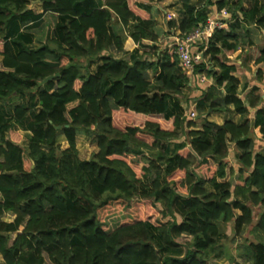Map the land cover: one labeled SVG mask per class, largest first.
<instances>
[{"label": "trees", "instance_id": "16d2710c", "mask_svg": "<svg viewBox=\"0 0 264 264\" xmlns=\"http://www.w3.org/2000/svg\"><path fill=\"white\" fill-rule=\"evenodd\" d=\"M34 1L42 13L29 9ZM155 1L0 0V217L14 216L0 219L4 264H209L229 237L219 223L233 224L234 242L253 226L257 240L239 245L238 256L264 264L263 98L252 93L246 104L231 73L238 67L221 58L248 42L264 85V45L242 27L264 4L179 0L183 18L169 26L182 37L208 19L209 6L235 18L204 52L211 63L194 67L193 78L214 82L198 102L213 112L253 109L242 124L205 120L194 129L178 98L192 79L176 47L156 45L157 21L142 7ZM48 13L56 18L50 37L35 47V26ZM132 22V39L140 47L152 41L154 59L119 56L126 39L117 27ZM179 128L190 146L171 156ZM81 134L97 140L89 159L79 156ZM232 143L238 166L229 160ZM249 204L263 208L255 225Z\"/></svg>", "mask_w": 264, "mask_h": 264}, {"label": "crops", "instance_id": "0c3cea01", "mask_svg": "<svg viewBox=\"0 0 264 264\" xmlns=\"http://www.w3.org/2000/svg\"><path fill=\"white\" fill-rule=\"evenodd\" d=\"M230 3L235 2L236 0H229ZM199 3V0H193L192 5L197 6ZM36 5L35 7H32L30 5L29 9H38L36 10L37 13H41L42 10L44 9L42 6V3L40 1H34L32 2V5ZM255 4V0H252L251 2H247L245 5L248 8L253 7ZM264 0H259V5H263ZM181 4L179 3V0H161V2H153L150 4H144L142 5L143 8L149 11V14L151 17L157 21V26H156V32L160 35L159 41L156 43L157 46L159 45V42H161L162 36H164V33L170 32L169 38H171L174 35H180V31L177 27L175 28H170L169 22L170 21H176L177 23H180L182 18H183V13L181 10ZM209 9L212 12H216L218 9L215 5L209 6ZM229 16L226 18L228 19V25L225 28H229L230 25L234 22L235 18L232 16V13L229 11ZM163 24V25H162ZM242 27L243 31L249 32L250 38L252 39L253 42L256 44H260L259 38H263V32H264V12H260L258 16L256 17L255 21L252 23H247V22H242ZM118 31H120L122 28L121 25H118L117 27ZM129 29V30H128ZM128 29H125V33L129 35L128 38V45L130 46L129 48L126 47V50L129 51H136L135 49H139L140 53H143L142 47H140L138 44L134 42V40L131 37V34L134 30V24L133 22L130 24ZM263 31V32H262ZM121 33V32H120ZM35 44V43H34ZM149 44H151L150 48L153 49L154 44L150 40H144L143 45L144 47H147ZM168 46L171 47V43H168ZM198 46V45H197ZM169 48V47H168ZM165 49V48H164ZM251 49V46L249 45L248 42L243 41L241 42L238 50L234 54H227L225 51L222 55L221 58L228 63L229 65L233 66L235 65L238 67L237 71L231 72L234 76L239 77L241 80V84L239 87V96L242 97L246 104H248V98L250 95L253 93L256 95H260L263 98V106H264V85L263 82L259 79L258 77V68L255 66V60L254 58L250 55L249 50ZM154 50V49H153ZM162 51L163 48H160ZM138 51V50H137ZM205 56V54H204ZM209 61L208 59L205 58V62ZM211 63V61H209ZM213 68L217 71H219V67L215 64H212ZM183 68V67H182ZM252 68V70H251ZM185 73L191 77V83L183 89V94L180 95L178 98L181 100V103L184 107V113L183 116L185 117L186 120V125L188 121H195L200 118L205 119V120H210L213 122H216L218 124H223L228 120L234 121L237 124H242L248 120H253V109L249 111V113L241 115L237 114L234 111L230 112H213L209 105H203L198 102V97H191L190 95H186L185 92L186 90H192V89H198V90H207L208 87H210L214 82L212 78L207 77L204 74L198 75V79L193 78V72L194 69H187L183 68ZM205 77L206 79H203L202 77ZM152 78V88L157 85V80ZM246 85V89L244 90L243 87ZM243 90V91H242ZM243 92V94H241ZM245 95V96H244ZM182 96V97H181ZM186 96V97H185ZM184 97L186 99H184ZM194 100V104H191V100ZM198 111V113L196 111ZM220 118V119H219ZM222 118V119H221ZM196 122V126L194 129H200L201 127L199 126L198 121ZM203 125V123H202ZM187 129V128H186ZM188 130V129H187ZM178 132L180 134L179 139H177L175 142L170 143L169 148V154L173 156L178 149L183 145L189 146V140L185 135H183V130L181 128L178 129ZM232 145V150H230L229 154V160L230 161H235L236 166H238V162L236 160V148L234 144ZM231 147V146H230ZM236 214L239 215L240 211H236ZM226 224L219 223L218 226H222ZM0 264H4L2 258H0Z\"/></svg>", "mask_w": 264, "mask_h": 264}, {"label": "rangeland", "instance_id": "374dc122", "mask_svg": "<svg viewBox=\"0 0 264 264\" xmlns=\"http://www.w3.org/2000/svg\"><path fill=\"white\" fill-rule=\"evenodd\" d=\"M31 6L36 8V5H34V4L33 5L31 4ZM33 10L36 11L38 9H33ZM40 10H42V12L44 11V9H40ZM55 21H56L55 16L53 14L48 13L46 15V17L44 18V20L42 19L41 22L36 24L35 28H37V29L35 31L37 33V40H36V43L34 44L35 47H39L40 45L44 44L47 41V39L50 37V31H51L52 26L55 23ZM119 32H121L126 39L125 40V51L123 53H119V56L127 57L131 61L135 60L137 57V53L140 52L139 49H135L136 51H134V52L126 50V47L127 48L130 47L127 44L128 43L127 40L129 38V35H127L125 33L124 29H121ZM169 34H170V32L164 33V36H162V38H161V42H159V45H158L159 48L167 49L168 47H170V46H168V43L171 41V38L168 37ZM262 37L263 38H261V39L259 38V41H260L259 42L260 44H258L259 46L264 45V32H263ZM150 45L151 44H149L147 47L142 46V51H144L143 54L144 53L147 54L145 56H147L150 59H154L155 57L153 55V49L150 48L151 47ZM249 53H250V50H249ZM96 68H97V65H93V69H96ZM251 70H252V68H251ZM243 89L244 90L246 89V85L243 87ZM203 91L204 90L192 89V90H186L185 94L187 96L190 95L191 97H198L202 94ZM241 94H243V92H241ZM185 97H184V99H186ZM194 100L195 99L191 100V104H194ZM196 112L198 113V111H196ZM195 121H198V123H199L198 127H201L202 123L205 122V119L202 120V118H200V119L197 118V120H195ZM22 135H23V139H22L21 144L24 147H27V144H28L29 138H30V133L23 131ZM59 143L62 146V148L68 147L67 141L65 140L64 137H61L59 139ZM77 146L79 149V156L81 159H89L91 157V155L95 151L98 150L97 140L94 137L86 136L83 134L77 136ZM230 146H231L230 149L232 150V145H230ZM249 205L251 206V208L254 212V225H255L258 221V218H259L263 208H262V206H254L252 204H249ZM0 219H3L7 222H12L14 219V216L12 214H7L3 217H0ZM119 219H120V217L117 218V221ZM114 225H115V223L113 220L112 226H114ZM218 227H219L221 232L226 233L229 237L224 239V241H223L224 242V248H223L224 249V255L221 258H216L214 255L211 256L209 259V264H250L248 262H245L243 260V258L238 256V252H239L238 246L244 245V242H251V241L257 240L256 233L253 231V226L244 227L245 234H244L243 238H238L237 239L238 241H235V242L233 240L234 230H233V224L232 223L222 225V226H218ZM191 239L192 238L190 236H186V237L180 239V242L187 245V243L192 241ZM0 258H2L1 255H0Z\"/></svg>", "mask_w": 264, "mask_h": 264}, {"label": "built area", "instance_id": "2783aa9c", "mask_svg": "<svg viewBox=\"0 0 264 264\" xmlns=\"http://www.w3.org/2000/svg\"><path fill=\"white\" fill-rule=\"evenodd\" d=\"M229 14L226 8L217 10L210 13L205 22L199 24L185 37L180 35L171 37V46L176 47L180 65L183 68L194 69L196 64L205 60L204 52L208 49L216 31L224 29L228 25L226 17ZM202 78L206 79L204 76Z\"/></svg>", "mask_w": 264, "mask_h": 264}, {"label": "water", "instance_id": "95a60500", "mask_svg": "<svg viewBox=\"0 0 264 264\" xmlns=\"http://www.w3.org/2000/svg\"><path fill=\"white\" fill-rule=\"evenodd\" d=\"M55 76H51V77H48L47 79H45L43 82H41V85L45 84L46 82L52 80V78H54ZM58 128L60 129V127L58 126Z\"/></svg>", "mask_w": 264, "mask_h": 264}]
</instances>
